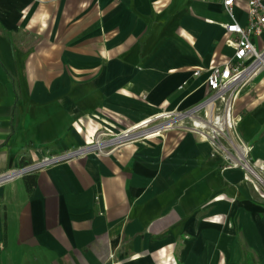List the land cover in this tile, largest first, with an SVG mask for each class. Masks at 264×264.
I'll use <instances>...</instances> for the list:
<instances>
[{
	"label": "crops",
	"instance_id": "obj_1",
	"mask_svg": "<svg viewBox=\"0 0 264 264\" xmlns=\"http://www.w3.org/2000/svg\"><path fill=\"white\" fill-rule=\"evenodd\" d=\"M228 20L219 0H0V174L199 104ZM232 117L262 176L264 71ZM186 125L1 184L0 264H264V192Z\"/></svg>",
	"mask_w": 264,
	"mask_h": 264
},
{
	"label": "built area",
	"instance_id": "obj_2",
	"mask_svg": "<svg viewBox=\"0 0 264 264\" xmlns=\"http://www.w3.org/2000/svg\"><path fill=\"white\" fill-rule=\"evenodd\" d=\"M219 1L229 18L225 24V30L234 36L235 52L224 64L210 68L206 79L209 93L203 101L184 111L157 114L143 121L139 124L140 126L118 132L100 131L86 144L55 153L51 152L31 164L0 174V185L17 177L89 155H111L127 144L158 136L175 128L183 120H191L192 127L186 126V128L207 137L214 144L220 136H225L227 142L237 153L236 157L227 153V157L234 162L232 166H241L247 174L254 176L264 184L263 177L259 176L260 174L253 166V160L249 155L250 149L244 144L235 145L227 134L228 130L233 128L231 123L235 122L232 117L235 101L254 84L264 71V47H258L255 42L264 34V0ZM237 7L243 8L247 14L245 25L237 20L235 13ZM200 74L201 69L195 70V76ZM210 114L213 119L210 118Z\"/></svg>",
	"mask_w": 264,
	"mask_h": 264
},
{
	"label": "rangeland",
	"instance_id": "obj_3",
	"mask_svg": "<svg viewBox=\"0 0 264 264\" xmlns=\"http://www.w3.org/2000/svg\"><path fill=\"white\" fill-rule=\"evenodd\" d=\"M201 115H203V114H201ZM183 122L185 123V125L187 124L186 126L192 127V121L191 120H183ZM247 126L249 127V118H245V120L240 124V126L237 127V129L239 131H241L242 129L247 128ZM222 140H223V142H225V144H227V142L224 139H222ZM244 141H246V140H244ZM239 168L243 170V168L241 166ZM244 171H246V170H244ZM262 176L264 179V174ZM253 178L256 180V182L259 184V187L264 192V184H262L254 176H253Z\"/></svg>",
	"mask_w": 264,
	"mask_h": 264
},
{
	"label": "bare ground",
	"instance_id": "obj_4",
	"mask_svg": "<svg viewBox=\"0 0 264 264\" xmlns=\"http://www.w3.org/2000/svg\"><path fill=\"white\" fill-rule=\"evenodd\" d=\"M211 116H212V114H210V118H211ZM211 119H213V116H212V118ZM138 126H140V125H138ZM259 176H261V175H259ZM262 178V177H261ZM259 179V178H258Z\"/></svg>",
	"mask_w": 264,
	"mask_h": 264
}]
</instances>
